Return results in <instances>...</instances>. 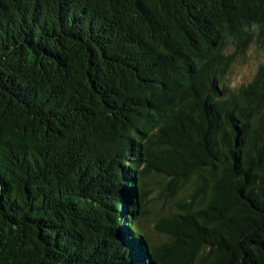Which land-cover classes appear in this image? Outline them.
Returning a JSON list of instances; mask_svg holds the SVG:
<instances>
[{
    "label": "trees",
    "instance_id": "obj_1",
    "mask_svg": "<svg viewBox=\"0 0 264 264\" xmlns=\"http://www.w3.org/2000/svg\"><path fill=\"white\" fill-rule=\"evenodd\" d=\"M252 45L264 0H0V264H264Z\"/></svg>",
    "mask_w": 264,
    "mask_h": 264
},
{
    "label": "rangeland",
    "instance_id": "obj_2",
    "mask_svg": "<svg viewBox=\"0 0 264 264\" xmlns=\"http://www.w3.org/2000/svg\"><path fill=\"white\" fill-rule=\"evenodd\" d=\"M229 53H235L234 48L230 49ZM261 63H264V50L257 45L250 46L244 55L238 54L235 56L233 65L227 75V83L230 87H238L249 82ZM165 181L166 180L161 177L158 182L152 186L148 196L149 202L147 203V208L149 209V215L145 222L147 229L151 232L156 242H161L163 238L153 231L154 217L156 214L167 213L169 210V203L167 201L156 198L160 186L163 185Z\"/></svg>",
    "mask_w": 264,
    "mask_h": 264
}]
</instances>
